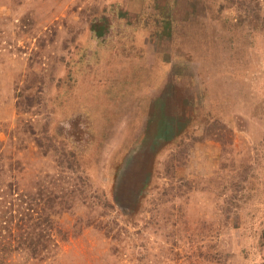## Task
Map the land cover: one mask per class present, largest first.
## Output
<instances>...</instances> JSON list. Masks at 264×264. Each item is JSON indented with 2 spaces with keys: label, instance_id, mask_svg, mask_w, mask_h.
<instances>
[{
  "label": "rangeland",
  "instance_id": "374dc122",
  "mask_svg": "<svg viewBox=\"0 0 264 264\" xmlns=\"http://www.w3.org/2000/svg\"><path fill=\"white\" fill-rule=\"evenodd\" d=\"M0 264H264V0H0Z\"/></svg>",
  "mask_w": 264,
  "mask_h": 264
},
{
  "label": "water",
  "instance_id": "95a60500",
  "mask_svg": "<svg viewBox=\"0 0 264 264\" xmlns=\"http://www.w3.org/2000/svg\"><path fill=\"white\" fill-rule=\"evenodd\" d=\"M140 172V171H139ZM131 177L129 176V178H128V181L131 183V179H130ZM134 179H137L138 178V176H137V178H136V175L134 174V177H133ZM130 179V180H129ZM135 181V180H134ZM126 184V183H125Z\"/></svg>",
  "mask_w": 264,
  "mask_h": 264
},
{
  "label": "clouds",
  "instance_id": "9594fccd",
  "mask_svg": "<svg viewBox=\"0 0 264 264\" xmlns=\"http://www.w3.org/2000/svg\"><path fill=\"white\" fill-rule=\"evenodd\" d=\"M70 128V126H68Z\"/></svg>",
  "mask_w": 264,
  "mask_h": 264
}]
</instances>
